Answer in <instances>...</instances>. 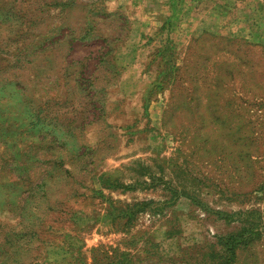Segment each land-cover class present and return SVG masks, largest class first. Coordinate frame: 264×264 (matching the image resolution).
<instances>
[{
	"label": "rangeland",
	"instance_id": "1",
	"mask_svg": "<svg viewBox=\"0 0 264 264\" xmlns=\"http://www.w3.org/2000/svg\"><path fill=\"white\" fill-rule=\"evenodd\" d=\"M105 1L0 0V264H264V0Z\"/></svg>",
	"mask_w": 264,
	"mask_h": 264
},
{
	"label": "crops",
	"instance_id": "2",
	"mask_svg": "<svg viewBox=\"0 0 264 264\" xmlns=\"http://www.w3.org/2000/svg\"><path fill=\"white\" fill-rule=\"evenodd\" d=\"M200 0H106L104 8L110 14H123L128 19V34L120 43L127 47L128 53L120 55L115 53V63L126 65L128 73L133 71L134 58H139L144 51L145 40L149 33L164 30L172 26H179L187 22V16L194 13L196 4ZM206 1V0H205ZM207 15V10L204 11ZM182 16L185 20L181 21ZM207 29V26L205 27ZM139 36L141 42L134 41L133 37ZM141 46V47H140ZM147 47V46H146ZM117 51V50H116ZM120 66L118 69L121 70Z\"/></svg>",
	"mask_w": 264,
	"mask_h": 264
}]
</instances>
